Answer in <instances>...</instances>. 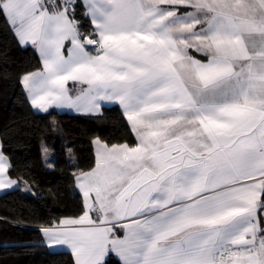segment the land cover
<instances>
[{
    "label": "snow or ice",
    "instance_id": "6c2138e0",
    "mask_svg": "<svg viewBox=\"0 0 264 264\" xmlns=\"http://www.w3.org/2000/svg\"><path fill=\"white\" fill-rule=\"evenodd\" d=\"M0 18L39 54L20 77L33 108L118 103L133 138L93 140L79 214L40 228L48 247L74 264H264V0H0ZM11 167L0 142V189Z\"/></svg>",
    "mask_w": 264,
    "mask_h": 264
},
{
    "label": "trees",
    "instance_id": "16d2710c",
    "mask_svg": "<svg viewBox=\"0 0 264 264\" xmlns=\"http://www.w3.org/2000/svg\"><path fill=\"white\" fill-rule=\"evenodd\" d=\"M0 52L6 53L0 58V142L12 165L8 174L20 184L0 194V264H74L70 252L48 249L40 228L79 214L73 174L93 164V138H133L117 104L90 114L33 110L20 77L40 68V59L31 45L18 44L3 18ZM110 260L118 264L114 255Z\"/></svg>",
    "mask_w": 264,
    "mask_h": 264
},
{
    "label": "crops",
    "instance_id": "0c3cea01",
    "mask_svg": "<svg viewBox=\"0 0 264 264\" xmlns=\"http://www.w3.org/2000/svg\"><path fill=\"white\" fill-rule=\"evenodd\" d=\"M36 52H37V51H36ZM37 53H38V52H37ZM38 56H39V54H38ZM39 59H40V57H39ZM40 64H41V61H40ZM34 71H35V70H34ZM29 72H30V71H29ZM21 84H22V83H21ZM22 87H23V85H22ZM69 87H72L71 83L69 84ZM24 90H25V89H24ZM25 93H26L27 99L29 100V102H30V104H31L30 97L28 96L26 90H25ZM113 104H117L118 107L121 109V107L119 106V104H118V103H114V102H101V107H102L103 105H113ZM31 106H32V105H31ZM32 108H33V107H32ZM50 109H55V110L60 111V112H66V111H67V112L74 113V114H78V113H81V114H90V113L77 112L76 110H74V109H69V108H56V107H52V108H50ZM101 109H102V108H100V110H101ZM33 110H35L36 112H41L40 110L35 109V108H33ZM100 110H99V111H100ZM121 111H122V109H121ZM125 119H126V118H125ZM95 138H97V137H95ZM95 138L92 139V145H93L94 152H95V145H94V143H93V140H94ZM8 176H9L10 179H16V178L10 176L9 174H8ZM16 180L18 181V179H16ZM19 186H20V184H19V181H18V184H17V185H14L12 188L0 189V194H1V193H4V192H6V191H10L11 189L18 188ZM24 186L26 187L27 185L25 184ZM77 191H78V189H77ZM78 192H79V191H78ZM71 217H74V216H71ZM63 218H68V217H63ZM63 218H62V219H63ZM55 224H58V223H55ZM53 225H54V224H53ZM53 225H47V226H44V227H50V226H53ZM41 233H42V232H41ZM42 236H43V233H42ZM42 242L45 243L46 246L48 247V245H47V243H46L44 237H43V241H42ZM48 249H50V250H52V251H61V250H64V251H68V252L71 253V250L68 249L67 246H65V245H54V246H52V247H48ZM73 260H74V257H73Z\"/></svg>",
    "mask_w": 264,
    "mask_h": 264
},
{
    "label": "rangeland",
    "instance_id": "374dc122",
    "mask_svg": "<svg viewBox=\"0 0 264 264\" xmlns=\"http://www.w3.org/2000/svg\"><path fill=\"white\" fill-rule=\"evenodd\" d=\"M28 190H30L29 186H26Z\"/></svg>",
    "mask_w": 264,
    "mask_h": 264
}]
</instances>
